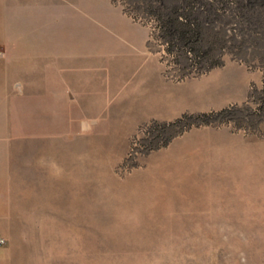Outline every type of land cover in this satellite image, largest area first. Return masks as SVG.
Here are the masks:
<instances>
[{
  "label": "rangeland",
  "instance_id": "obj_1",
  "mask_svg": "<svg viewBox=\"0 0 264 264\" xmlns=\"http://www.w3.org/2000/svg\"><path fill=\"white\" fill-rule=\"evenodd\" d=\"M0 264H264V0H0Z\"/></svg>",
  "mask_w": 264,
  "mask_h": 264
},
{
  "label": "crops",
  "instance_id": "obj_2",
  "mask_svg": "<svg viewBox=\"0 0 264 264\" xmlns=\"http://www.w3.org/2000/svg\"><path fill=\"white\" fill-rule=\"evenodd\" d=\"M123 75L125 77V79H131V74H130V70H129V67H128V63H127V59L124 60L123 62Z\"/></svg>",
  "mask_w": 264,
  "mask_h": 264
},
{
  "label": "bare ground",
  "instance_id": "obj_3",
  "mask_svg": "<svg viewBox=\"0 0 264 264\" xmlns=\"http://www.w3.org/2000/svg\"><path fill=\"white\" fill-rule=\"evenodd\" d=\"M170 203H171V201H170Z\"/></svg>",
  "mask_w": 264,
  "mask_h": 264
}]
</instances>
